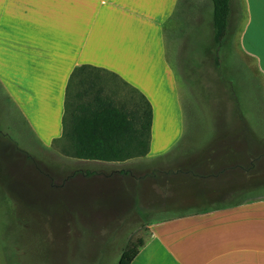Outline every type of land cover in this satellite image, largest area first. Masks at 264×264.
<instances>
[{
    "label": "crops",
    "instance_id": "1",
    "mask_svg": "<svg viewBox=\"0 0 264 264\" xmlns=\"http://www.w3.org/2000/svg\"><path fill=\"white\" fill-rule=\"evenodd\" d=\"M231 11V23L235 13L240 14V53L264 78V0H231ZM214 19L213 0H0V119L4 121L0 137L15 132L12 128L19 125L12 120L15 116L28 128L27 133L36 134L42 146L55 151L54 161L94 162L98 168L89 172L96 174L113 166L110 174L125 182L133 174L120 164L130 165V160H80L63 152L69 146L63 136L68 95L77 100L79 92L71 87L76 80L71 82L74 70L88 65L109 71L150 103V150L143 159L150 161L140 162H153L170 154L175 144H182L187 134L199 128V117L191 114L188 120L182 100L183 87L191 77L188 66L201 63L203 55L187 53L185 44L190 36L199 43L205 33L209 36L205 53L214 55L217 62L218 48L212 43ZM189 146L186 140L184 150ZM25 153L28 161H37ZM0 156V161H22L2 152ZM229 164L234 162L207 161L199 168L207 174ZM40 166L38 172L43 175ZM154 171L150 175L143 171L132 181L145 191L147 184L154 185L150 183ZM183 171L159 172L164 179L175 178L173 174L179 172L185 182ZM206 178L198 175L196 179ZM168 203L161 206L170 208ZM166 211L171 215L148 223L151 235L132 264H264V197L201 210Z\"/></svg>",
    "mask_w": 264,
    "mask_h": 264
},
{
    "label": "rangeland",
    "instance_id": "2",
    "mask_svg": "<svg viewBox=\"0 0 264 264\" xmlns=\"http://www.w3.org/2000/svg\"><path fill=\"white\" fill-rule=\"evenodd\" d=\"M237 14L232 23L230 16L221 40L214 22L212 43L218 48L217 62L214 55L205 53L208 35L204 33L199 43L187 38L186 52L203 55L201 63L188 66L191 77L183 87L182 100L187 119L191 120V114L199 117L198 130L153 162L143 164L140 161H150L143 156L130 159V165L120 164L133 174L125 182L110 174L113 166L96 174L89 172L98 168L94 162L54 161L51 155L55 151L42 146L39 137L27 133L21 120L12 116L19 125L12 128L16 133L10 137L1 134L0 153L22 161H0V264H118L129 240L150 237L148 223L171 215L166 210L194 211L264 197V78L240 53ZM101 76L105 94L118 106L143 113L146 103L135 88L112 73ZM71 87L74 91L81 88L78 79ZM186 140L191 149L184 150ZM18 146L37 161H28ZM212 151L216 153L210 157ZM207 161H233L234 165L203 174L200 165ZM39 164L43 175L38 172ZM152 169L156 174L150 181L153 187L147 184L145 191L140 190L133 181L145 171L150 175ZM179 169L187 173L185 182L179 172L170 173L175 178L160 177L159 171ZM198 175L207 178L200 181ZM167 202L172 204L170 208L161 206Z\"/></svg>",
    "mask_w": 264,
    "mask_h": 264
},
{
    "label": "trees",
    "instance_id": "3",
    "mask_svg": "<svg viewBox=\"0 0 264 264\" xmlns=\"http://www.w3.org/2000/svg\"><path fill=\"white\" fill-rule=\"evenodd\" d=\"M217 36L225 37L231 0H213ZM102 73L109 71L83 65L74 70L71 82L78 79L81 86L77 100L68 95V115L64 121L63 136L69 146L65 155L80 160L123 162L149 153L153 110L144 98L143 113L118 106L105 94L100 85ZM84 75V77H82ZM70 106V107H69ZM145 244L144 238L131 239L126 244L118 264H132Z\"/></svg>",
    "mask_w": 264,
    "mask_h": 264
}]
</instances>
